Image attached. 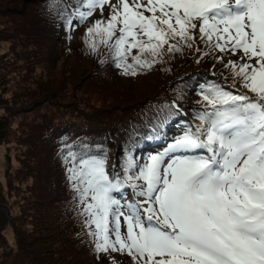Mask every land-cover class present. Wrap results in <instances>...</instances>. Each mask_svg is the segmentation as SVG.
I'll return each instance as SVG.
<instances>
[{
	"label": "snow or ice",
	"instance_id": "snow-or-ice-1",
	"mask_svg": "<svg viewBox=\"0 0 264 264\" xmlns=\"http://www.w3.org/2000/svg\"><path fill=\"white\" fill-rule=\"evenodd\" d=\"M106 7L107 20L87 29L89 46L107 47L125 75L199 40L243 61L226 66L247 91L202 89L201 123L143 162L126 154L122 174L109 173L106 156L69 152L95 249L133 264H264V0L49 3L69 26ZM126 189L133 198L122 203L114 193Z\"/></svg>",
	"mask_w": 264,
	"mask_h": 264
},
{
	"label": "rangeland",
	"instance_id": "rangeland-1",
	"mask_svg": "<svg viewBox=\"0 0 264 264\" xmlns=\"http://www.w3.org/2000/svg\"><path fill=\"white\" fill-rule=\"evenodd\" d=\"M49 3L0 0V120H4L0 127V264H73L67 255L70 250L81 264H133L126 253L95 249V240L84 223L86 216L81 214L82 206L68 178L67 170L72 166L69 152L98 157L104 153L108 156L107 168L115 166L122 174L117 162L119 157L124 160L121 143L128 146L135 141L123 138L118 126L138 104L164 85L177 90L182 103L189 107L180 125L170 124L165 142L153 143L142 153L128 148L143 162L185 131L184 125L201 123L198 116L206 102L201 90L182 79L187 61H195L201 52L213 56L214 66L204 71L234 89V94L247 90L233 79L232 69L226 65L230 60L238 64L243 61L198 40L191 48L181 44V50L173 51L162 64L138 68L135 76L125 75L109 57L107 47L101 49L107 54L104 59L100 52L102 57L92 53V37L82 30L88 25L73 20L69 26L55 9H49ZM109 14L106 7L103 17L97 11L85 21L107 20ZM170 55L165 50V56ZM171 62L177 65L166 70ZM166 112H171L170 107L160 111ZM84 132L94 140L86 150L79 151L76 145ZM51 182L54 187H47ZM34 188L38 195L47 188L45 193L50 197L63 191L57 206L59 216L54 215L56 204L39 203L42 198L34 194ZM17 192L24 197L18 208L10 205L16 201L10 194ZM114 195L122 203L133 198L131 189ZM45 204L50 206L46 214Z\"/></svg>",
	"mask_w": 264,
	"mask_h": 264
},
{
	"label": "trees",
	"instance_id": "trees-1",
	"mask_svg": "<svg viewBox=\"0 0 264 264\" xmlns=\"http://www.w3.org/2000/svg\"><path fill=\"white\" fill-rule=\"evenodd\" d=\"M73 20H75V19H73ZM76 21H78V20H76ZM79 22H81L82 24L88 25L87 27L82 29L84 31L85 35H88L87 29L89 27H91L95 21H91V20L85 21L84 20V21H79ZM67 47H69L68 43H67ZM103 47H104L103 45L99 46L98 50L93 51L92 53L98 54L100 57L103 56V59H104L107 54L101 52V49ZM99 52H100V54H102V56L99 54ZM172 53L173 52L170 53L171 55L169 58L166 57L167 60H169L172 57ZM215 61H216V59L213 56H210V55L205 54L204 52H201L196 57L195 61H193V62L187 61V63H189L187 68H186L187 72L185 73V76L183 77L184 79L183 78L182 79L185 80L190 87H194V88L199 89L201 91H202V89L206 90L207 88L212 87L213 85L218 86V84H220V87L225 85L226 88L224 87L223 89L229 91L227 89L228 86L226 84H224V82L222 80L215 79L210 73L204 71V68H206V70H207V69H210L211 67H213L215 64ZM176 65L177 64L175 62L168 63V65L165 67V69L169 70L171 67L176 66ZM158 78H159V76H157V79ZM158 80L160 81V83H162L160 79H158ZM168 96L180 99L179 92L177 90H175L173 87H168V86H164V85L157 87V90L155 92H152L149 97H146L140 104L137 105V107L132 111V113L129 115V117L125 118L124 121L119 123L118 131L120 132L122 137L125 138L126 136H128L129 138H132V139H138L140 136H142L144 134V131L141 130V127L143 125L145 126V128L147 127L146 128L147 132L150 131L148 129L149 125H154L155 127L157 125L159 127L160 122L157 121L156 115H158V110L161 107L170 106V102L167 99ZM185 97H187V99H189L188 96H185ZM2 125H4V120H0V127ZM67 128L69 130H71L68 126H67ZM126 129H128V130H126ZM151 129H152V127H151ZM83 134L85 136L82 140H80V142H78L80 139V136H78L75 139L76 140L75 143L78 142L76 146H79L81 151L85 150V148H87L89 146L91 141L94 140L93 137L86 136L87 132H84ZM144 136L148 137V134H145ZM96 141H100V140L96 139ZM121 145H123V143H121ZM105 156H106V158L108 157L106 154L102 153L100 157H105ZM118 160L121 163V160L119 158H118ZM107 170L109 171V173H111L113 171V168L110 167L109 169L107 168ZM50 185L52 186V188L54 187V184H52V182L47 184V187ZM63 185H66V184H63ZM30 188L32 189L31 186H30ZM52 188L50 189V193H51ZM46 189H43V193L42 194L39 193V195H38V193H37L38 190H35V188H34V194L38 195L40 198H42V200L39 201V203H44V201H46L50 206L56 204L54 215H55V217H57V216H59V212L57 211V208H58L57 206H58L59 202L62 201V199H63V191L61 192V194H59L57 196L50 197V195L45 193ZM10 196L11 197L13 196L16 198V201L11 203L10 205L18 208L20 206L21 202L23 201L24 197L21 196L18 192L13 194V195L10 194ZM49 207L47 205L45 206L44 214L47 213ZM67 255L69 256L70 259H73V264H81L74 257L71 250H70L69 254H67Z\"/></svg>",
	"mask_w": 264,
	"mask_h": 264
},
{
	"label": "bare ground",
	"instance_id": "bare-ground-1",
	"mask_svg": "<svg viewBox=\"0 0 264 264\" xmlns=\"http://www.w3.org/2000/svg\"><path fill=\"white\" fill-rule=\"evenodd\" d=\"M171 135H168V138L170 137ZM126 195H127V193H126Z\"/></svg>",
	"mask_w": 264,
	"mask_h": 264
}]
</instances>
